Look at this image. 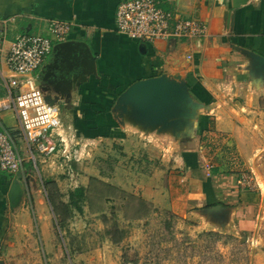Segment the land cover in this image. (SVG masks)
I'll use <instances>...</instances> for the list:
<instances>
[{
    "label": "crops",
    "instance_id": "1",
    "mask_svg": "<svg viewBox=\"0 0 264 264\" xmlns=\"http://www.w3.org/2000/svg\"><path fill=\"white\" fill-rule=\"evenodd\" d=\"M122 1L0 0V41L4 49L0 54V127L9 128L24 153L29 154L14 108L5 107L11 102L9 82L14 75L6 62L9 46L25 33L49 35L53 19L69 22L64 42L86 43L95 58L96 71L83 82L84 73H78L80 84L60 87L62 96L57 91L56 105L62 121L59 133L71 150L79 153V160L72 163L77 176L65 185L72 190L100 176L93 165L87 174L78 173L75 166L83 157L94 154L96 144L110 145L102 148L119 150L120 157L130 150L138 151L152 160L149 173L140 169V161L127 165L123 157L111 178L103 180L140 194L157 208L205 223L211 230L235 236L252 233L250 239L260 245L255 264H264V68L254 57H264V0H158L164 10L180 18L202 19L207 30L201 39L184 36L149 44L117 31L116 10ZM54 47L35 74L38 81L57 73L58 67H66L77 56L65 51L59 54ZM163 73L181 74L202 108L189 136L177 137L170 132L177 138L175 143L149 137V142L142 145L137 142L138 133H142L138 124L130 116L122 122L114 107L133 82ZM131 143L138 148L132 149ZM172 158L176 164L171 165ZM62 160L45 161L40 157L38 162L46 163L43 174L54 175L69 172ZM175 168L183 174L179 180H174ZM15 176L0 172V259L6 264L22 257L27 242L33 250L39 243L48 251L54 245L51 219L40 190L33 194L36 202L32 199L40 219L39 232L34 229L25 197L11 207L9 191ZM32 178L28 182L33 183ZM217 205L219 209H212ZM74 218L77 220V216ZM78 256L84 264L116 263L110 250Z\"/></svg>",
    "mask_w": 264,
    "mask_h": 264
},
{
    "label": "rangeland",
    "instance_id": "2",
    "mask_svg": "<svg viewBox=\"0 0 264 264\" xmlns=\"http://www.w3.org/2000/svg\"><path fill=\"white\" fill-rule=\"evenodd\" d=\"M140 130L142 133H138L137 142L142 145L149 142V137L164 143H175L177 140L176 137L169 135L170 132L166 129L162 131L156 128L147 130L140 128ZM103 145L110 148V145L105 143L96 144L94 146L98 149H95L94 154L88 159L83 157L82 161L75 165L78 173L82 174H87L85 172L93 165L100 171V176L90 178L87 186L92 185V190L89 202L84 205V211L80 213L74 210L70 216L65 215L67 219L65 222L57 218L54 207H57L58 211L64 210L61 205L68 203L70 192V187L65 183L68 179L75 178L77 174L73 173L75 177L69 172L43 174L42 168L46 163L41 162H38L35 168L31 167L29 174L33 177V183L27 182L25 202L30 205L34 229L39 232L40 219L32 199L34 198L36 202L33 194L41 191L45 210L51 219L50 230L54 245L48 251L39 243L38 248L33 250L27 242L22 249V257L19 260H9L7 264H84V261H78L79 253H90L93 256L103 249L110 250L111 260L116 262L114 264H255L260 245L254 238L250 239L252 233L247 236L245 234L235 236L219 229L211 230L205 223L200 224L194 218L187 219L182 214L157 208L151 202L147 207H142L140 204L142 196L138 193L124 191L116 186V189L110 190L96 182L92 184V178L101 182H106L103 180L104 177L111 178L114 167L123 157L127 165L140 161V169H143L144 173L150 171L152 160L142 156L140 152L130 150L125 156L120 157L119 150L113 148L110 152L102 148ZM131 148L138 147L132 144ZM173 158L171 165L175 163ZM61 162L65 165L63 160ZM175 171L174 180H179L183 176L181 169L175 168ZM139 176L142 177L141 174ZM45 182L49 183L47 188ZM130 194L136 197L132 198ZM48 195H51L53 205ZM74 216H77V220ZM195 218L199 219L197 216ZM37 237L40 241L39 233Z\"/></svg>",
    "mask_w": 264,
    "mask_h": 264
},
{
    "label": "built area",
    "instance_id": "3",
    "mask_svg": "<svg viewBox=\"0 0 264 264\" xmlns=\"http://www.w3.org/2000/svg\"><path fill=\"white\" fill-rule=\"evenodd\" d=\"M70 23L60 19L50 21L49 35H19L11 42L6 58L14 75L10 79L11 102L5 107L14 108L26 138L25 154L9 128L0 127V172L22 174L26 183L31 170L37 166L38 157L45 161L63 158L73 176V161H78V151L59 133L62 127L61 109L46 100L43 89L37 84L35 74L50 56L56 42H64ZM117 31L145 44L158 40H173L184 36L201 39L207 25L198 17L180 18L164 10L158 0H123L116 10ZM0 41V54L3 52ZM35 148V149H34ZM66 166V167H67Z\"/></svg>",
    "mask_w": 264,
    "mask_h": 264
},
{
    "label": "water",
    "instance_id": "4",
    "mask_svg": "<svg viewBox=\"0 0 264 264\" xmlns=\"http://www.w3.org/2000/svg\"><path fill=\"white\" fill-rule=\"evenodd\" d=\"M54 50L59 54L64 53L74 55L73 62L66 67H58L57 73H53L37 84L43 89L46 100L54 105L58 103L60 87L70 88L77 82L76 76H81V82L86 80V76L96 71V61L92 51L86 43L66 41L58 43ZM256 62L260 68H264V57L255 55ZM71 59V60H72ZM45 79V78H44ZM56 92V96L53 95ZM60 95L63 93L60 91ZM202 104L195 101L190 93L187 82L181 74L170 76L160 74L137 80L129 85L118 97L114 107L117 116L122 120L130 116L140 128L166 129L177 137L189 136L192 132L195 120L199 116ZM27 193V183L22 174L18 173L12 182L9 191L10 205L12 208L25 197ZM220 205L212 209H219ZM0 264H6L0 259Z\"/></svg>",
    "mask_w": 264,
    "mask_h": 264
},
{
    "label": "trees",
    "instance_id": "5",
    "mask_svg": "<svg viewBox=\"0 0 264 264\" xmlns=\"http://www.w3.org/2000/svg\"><path fill=\"white\" fill-rule=\"evenodd\" d=\"M94 182L96 183H99L101 185H104L105 187H107L108 189L110 190H114L116 189L115 186L111 185V184H108L106 182H101V180H98L96 178H92L91 179V183L93 184ZM49 183L48 182H45V186L47 188V185ZM92 185L90 186H78L72 190H70L69 192V201L68 203H62V207H63V211H58L57 210V207H54V212L57 216V218H61V221L62 222H65L67 219L65 218V215L66 216H70V214H72L74 212V210L78 211V212H83L84 211V205L86 203L89 202V199H90V193H91V190H92ZM130 197L134 198L136 196H134L133 194H130ZM48 199L49 201L51 202V204L53 205V199L51 197V195H48ZM149 202L146 201L145 199L143 198H140V204L142 205V207H147V204ZM61 226V225H60ZM213 233V232H211ZM120 240L118 239L117 242H119Z\"/></svg>",
    "mask_w": 264,
    "mask_h": 264
},
{
    "label": "flooded vegetation",
    "instance_id": "6",
    "mask_svg": "<svg viewBox=\"0 0 264 264\" xmlns=\"http://www.w3.org/2000/svg\"><path fill=\"white\" fill-rule=\"evenodd\" d=\"M43 81V86H45L47 83H46V80H42Z\"/></svg>",
    "mask_w": 264,
    "mask_h": 264
}]
</instances>
